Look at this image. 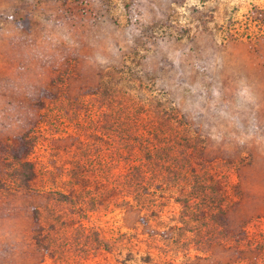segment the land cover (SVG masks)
I'll list each match as a JSON object with an SVG mask.
<instances>
[{
  "label": "rangeland",
  "instance_id": "374dc122",
  "mask_svg": "<svg viewBox=\"0 0 264 264\" xmlns=\"http://www.w3.org/2000/svg\"><path fill=\"white\" fill-rule=\"evenodd\" d=\"M26 132L0 264H264V0H0V141Z\"/></svg>",
  "mask_w": 264,
  "mask_h": 264
},
{
  "label": "trees",
  "instance_id": "16d2710c",
  "mask_svg": "<svg viewBox=\"0 0 264 264\" xmlns=\"http://www.w3.org/2000/svg\"><path fill=\"white\" fill-rule=\"evenodd\" d=\"M112 88H113L112 85L108 88H103V90L100 91L99 93H101L100 95L104 94L105 96V94H109L107 92L109 89ZM43 93H45L44 94L45 97V95L47 94L46 91L41 90L40 94ZM58 98L59 97L57 95H54L50 97V100L55 101ZM40 106L42 107L43 103H41ZM178 119L182 120V122L184 121V118L182 116H180L175 120L178 121ZM183 126H185V124H183ZM165 140L168 143H172L178 146L174 142L175 138L168 139L165 137ZM35 147H36V140L31 135L30 132L23 133L22 135L9 139L8 141H0V166L4 169V172L2 174H6L8 180H10L11 182L12 181L15 182L18 185L19 189L31 190L33 184L35 183V180L37 179L36 166L33 161L29 160V156L33 154ZM171 159L172 161L175 160L173 159V157H171ZM187 167L188 165H186V169ZM146 168L147 166L141 163L139 165L138 164L133 165L129 167L128 174L131 172H137L143 175L146 173L145 171ZM131 177L132 176L128 177L127 175L117 177L114 180L115 186L114 188L111 187L112 188L111 191H113L112 192L113 194L117 193L119 197L122 199V202H125V204H128L131 208H135L141 212L147 213L148 211H150V206L146 201V196L144 197L147 191V187H145L147 181L145 180V177H142L141 179H137V180H133L131 179ZM79 180L81 181H77V183L85 184L87 182L83 179H79ZM105 183L107 184L108 182ZM0 187L1 188L5 187V183L1 178H0ZM126 197H130V199H126ZM60 198H62V201L69 200V197L65 195H60ZM76 198L78 199V195L76 196ZM224 202H225V198L223 193L217 192L215 195L210 194V223L212 221L214 222L217 216H219L220 214L223 215ZM143 222L146 223L145 221ZM145 262L153 263V260L149 259V255H147L145 257ZM156 264H160V263H156Z\"/></svg>",
  "mask_w": 264,
  "mask_h": 264
}]
</instances>
